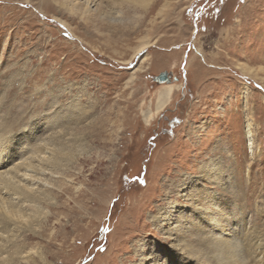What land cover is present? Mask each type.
<instances>
[{
  "label": "rangeland",
  "instance_id": "1",
  "mask_svg": "<svg viewBox=\"0 0 264 264\" xmlns=\"http://www.w3.org/2000/svg\"><path fill=\"white\" fill-rule=\"evenodd\" d=\"M106 4L0 0V173L46 148L19 264H264V0Z\"/></svg>",
  "mask_w": 264,
  "mask_h": 264
},
{
  "label": "bare ground",
  "instance_id": "2",
  "mask_svg": "<svg viewBox=\"0 0 264 264\" xmlns=\"http://www.w3.org/2000/svg\"><path fill=\"white\" fill-rule=\"evenodd\" d=\"M107 1H108V4H106L107 7L109 6L108 8L112 9L115 14H118L121 11L116 8L117 7L116 4H118V7H120V5H122L123 3H130L131 5L139 6L143 9H147L152 0H107ZM93 2L94 0H63V6L68 8L70 12L76 11L77 7L84 9L81 12L80 15L81 18L82 17L90 18V16L92 15L97 16L96 14L102 17V15H104L105 12L100 11V8L99 9L97 8L99 10L97 13H94L95 11L90 8L91 6H93L92 5ZM148 46H149L148 41L142 42L141 45H139V48L135 51L136 54L146 49ZM251 72L249 71V73ZM179 88L180 87L178 84L170 83V82L158 88L155 92L157 99V110L163 109V107H165V105H167L172 100L173 96L179 90ZM246 122H247L246 123L247 130L249 134H252L251 122L248 118ZM248 136H249L248 139L250 140L249 143L251 144L252 138L250 137V135ZM34 149H35V155L32 152V155L26 157L25 159L22 158V160L23 159L24 160L23 162H21V164L14 165L12 168L8 169L7 171L0 173V264H19L23 260L28 261L27 254L29 253L28 250L30 248L29 240L33 238V236L29 234L28 231L30 230V228L33 227V224L41 223V218L43 215L41 203L48 196L47 190L46 191L43 190V192H38L26 184L21 185L20 182L15 180L18 177L26 179L24 177L26 176V173H28L29 177L32 178L34 175L30 174L29 172L31 173L39 172L41 169H43V158L40 156L41 153H43L42 151L46 148L43 145L40 146L37 144ZM57 158L58 157L55 156L49 159L48 161L52 162L53 160H55V163L57 164ZM33 159H37L39 163H36V161H34ZM55 166L56 165L51 167H55ZM47 167L50 169L49 165ZM206 167L210 168V164L209 166L206 165ZM24 169H25V173L21 175L20 172L23 171ZM206 171L209 172V170ZM14 195L18 196L17 197L19 199L18 202H15V199L12 198ZM34 202L36 203V205L39 206H36L34 211H32L31 213L29 212L30 210L29 204ZM201 224L203 226V223ZM184 226L185 225L183 226L181 225L179 226V228L182 229V227ZM218 232L219 230L215 229V231H212L210 234L213 238H218L220 237Z\"/></svg>",
  "mask_w": 264,
  "mask_h": 264
},
{
  "label": "snow or ice",
  "instance_id": "3",
  "mask_svg": "<svg viewBox=\"0 0 264 264\" xmlns=\"http://www.w3.org/2000/svg\"><path fill=\"white\" fill-rule=\"evenodd\" d=\"M10 147H11V140L4 136H0V153L8 151Z\"/></svg>",
  "mask_w": 264,
  "mask_h": 264
},
{
  "label": "water",
  "instance_id": "4",
  "mask_svg": "<svg viewBox=\"0 0 264 264\" xmlns=\"http://www.w3.org/2000/svg\"><path fill=\"white\" fill-rule=\"evenodd\" d=\"M154 80L156 82H158L159 84L167 82H170V78H169V73L168 72H162L159 75H157L156 77H154Z\"/></svg>",
  "mask_w": 264,
  "mask_h": 264
},
{
  "label": "flooded vegetation",
  "instance_id": "5",
  "mask_svg": "<svg viewBox=\"0 0 264 264\" xmlns=\"http://www.w3.org/2000/svg\"><path fill=\"white\" fill-rule=\"evenodd\" d=\"M189 49L191 50L192 49V46H189Z\"/></svg>",
  "mask_w": 264,
  "mask_h": 264
}]
</instances>
